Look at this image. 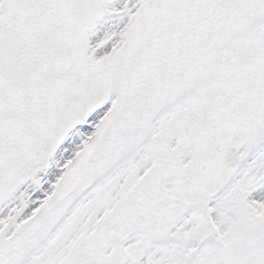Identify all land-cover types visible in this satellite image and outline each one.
I'll return each instance as SVG.
<instances>
[{
	"label": "snow or ice",
	"instance_id": "1",
	"mask_svg": "<svg viewBox=\"0 0 264 264\" xmlns=\"http://www.w3.org/2000/svg\"><path fill=\"white\" fill-rule=\"evenodd\" d=\"M0 264H264V0H0Z\"/></svg>",
	"mask_w": 264,
	"mask_h": 264
}]
</instances>
